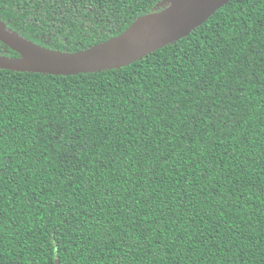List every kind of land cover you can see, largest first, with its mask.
<instances>
[{
  "label": "trees",
  "instance_id": "trees-1",
  "mask_svg": "<svg viewBox=\"0 0 264 264\" xmlns=\"http://www.w3.org/2000/svg\"><path fill=\"white\" fill-rule=\"evenodd\" d=\"M171 5L0 0V27L76 53ZM57 261L264 264V0L121 68H0V264Z\"/></svg>",
  "mask_w": 264,
  "mask_h": 264
},
{
  "label": "water",
  "instance_id": "water-1",
  "mask_svg": "<svg viewBox=\"0 0 264 264\" xmlns=\"http://www.w3.org/2000/svg\"><path fill=\"white\" fill-rule=\"evenodd\" d=\"M229 1L172 0L169 8L139 18L120 36L76 53L41 48L0 27V41L21 56H0V68L50 75L121 68L194 31Z\"/></svg>",
  "mask_w": 264,
  "mask_h": 264
}]
</instances>
